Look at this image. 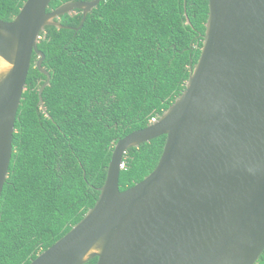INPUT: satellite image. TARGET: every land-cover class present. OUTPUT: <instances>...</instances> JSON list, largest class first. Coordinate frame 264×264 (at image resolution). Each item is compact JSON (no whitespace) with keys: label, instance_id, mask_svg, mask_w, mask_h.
I'll list each match as a JSON object with an SVG mask.
<instances>
[{"label":"water","instance_id":"obj_1","mask_svg":"<svg viewBox=\"0 0 264 264\" xmlns=\"http://www.w3.org/2000/svg\"><path fill=\"white\" fill-rule=\"evenodd\" d=\"M26 0L0 18V198L32 56L48 25L102 0ZM166 135L157 166L120 190L123 156ZM264 252V0H209L203 46L185 90L145 128L119 139L95 205L30 264H255Z\"/></svg>","mask_w":264,"mask_h":264},{"label":"trees","instance_id":"obj_2","mask_svg":"<svg viewBox=\"0 0 264 264\" xmlns=\"http://www.w3.org/2000/svg\"><path fill=\"white\" fill-rule=\"evenodd\" d=\"M26 0H0L12 20ZM73 1L52 0L47 11ZM209 0H102L86 18L46 26L17 113L9 174L0 198V264H30L92 208L116 142L159 118L185 90L201 54ZM161 135L123 156L120 190L157 166ZM98 257L84 264H96ZM255 264H264V252Z\"/></svg>","mask_w":264,"mask_h":264},{"label":"built area","instance_id":"obj_3","mask_svg":"<svg viewBox=\"0 0 264 264\" xmlns=\"http://www.w3.org/2000/svg\"><path fill=\"white\" fill-rule=\"evenodd\" d=\"M155 120H156V118H153V119H152V122L155 121Z\"/></svg>","mask_w":264,"mask_h":264}]
</instances>
